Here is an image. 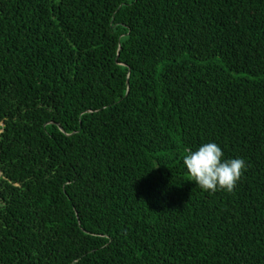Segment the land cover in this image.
<instances>
[{
  "label": "trees",
  "instance_id": "obj_1",
  "mask_svg": "<svg viewBox=\"0 0 264 264\" xmlns=\"http://www.w3.org/2000/svg\"><path fill=\"white\" fill-rule=\"evenodd\" d=\"M0 264H264V0H0Z\"/></svg>",
  "mask_w": 264,
  "mask_h": 264
},
{
  "label": "clouds",
  "instance_id": "obj_2",
  "mask_svg": "<svg viewBox=\"0 0 264 264\" xmlns=\"http://www.w3.org/2000/svg\"><path fill=\"white\" fill-rule=\"evenodd\" d=\"M182 163L196 186L210 194L233 193L247 170L244 159H226L216 142L203 143L196 150L188 149Z\"/></svg>",
  "mask_w": 264,
  "mask_h": 264
}]
</instances>
